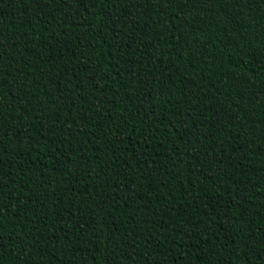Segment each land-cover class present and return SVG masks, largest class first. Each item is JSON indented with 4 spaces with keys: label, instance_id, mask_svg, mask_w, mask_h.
Returning a JSON list of instances; mask_svg holds the SVG:
<instances>
[{
    "label": "trees",
    "instance_id": "obj_1",
    "mask_svg": "<svg viewBox=\"0 0 264 264\" xmlns=\"http://www.w3.org/2000/svg\"><path fill=\"white\" fill-rule=\"evenodd\" d=\"M0 264H264V0H0Z\"/></svg>",
    "mask_w": 264,
    "mask_h": 264
}]
</instances>
